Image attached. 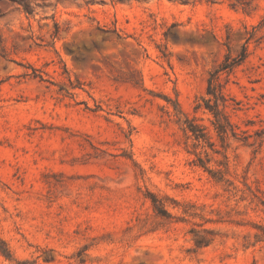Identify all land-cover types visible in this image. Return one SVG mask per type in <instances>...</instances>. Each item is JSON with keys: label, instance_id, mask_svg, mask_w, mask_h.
Returning a JSON list of instances; mask_svg holds the SVG:
<instances>
[{"label": "rangeland", "instance_id": "1", "mask_svg": "<svg viewBox=\"0 0 264 264\" xmlns=\"http://www.w3.org/2000/svg\"><path fill=\"white\" fill-rule=\"evenodd\" d=\"M0 264H264V0H0Z\"/></svg>", "mask_w": 264, "mask_h": 264}, {"label": "trees", "instance_id": "2", "mask_svg": "<svg viewBox=\"0 0 264 264\" xmlns=\"http://www.w3.org/2000/svg\"><path fill=\"white\" fill-rule=\"evenodd\" d=\"M230 58V55L227 56ZM245 58V53L240 58H234L232 62L225 61L223 62L212 76L208 78V87L207 93L209 94L208 98H204L206 102V106L211 110L215 116V120H212L218 134L220 137L228 134L229 128L236 133L234 124L230 120L228 113L226 112V108L229 106L228 98L223 90L222 83L219 79H215V73H219L222 70H231L236 64H239ZM201 104H198L197 107H200ZM223 106V107H221ZM190 130L193 132L196 138L206 137V132L204 131V127L194 124L191 125ZM258 235V234H257Z\"/></svg>", "mask_w": 264, "mask_h": 264}]
</instances>
